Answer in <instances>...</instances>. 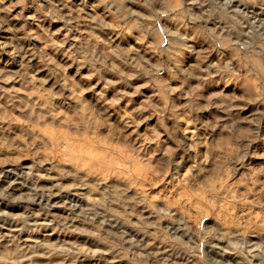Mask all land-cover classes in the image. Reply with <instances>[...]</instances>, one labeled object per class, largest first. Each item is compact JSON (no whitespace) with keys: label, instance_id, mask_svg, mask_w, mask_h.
Segmentation results:
<instances>
[{"label":"rangeland","instance_id":"374dc122","mask_svg":"<svg viewBox=\"0 0 264 264\" xmlns=\"http://www.w3.org/2000/svg\"><path fill=\"white\" fill-rule=\"evenodd\" d=\"M0 264H264V0H0Z\"/></svg>","mask_w":264,"mask_h":264}]
</instances>
